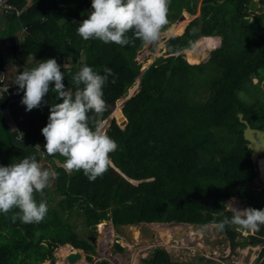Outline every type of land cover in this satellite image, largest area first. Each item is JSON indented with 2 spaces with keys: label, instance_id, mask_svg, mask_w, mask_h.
<instances>
[{
  "label": "trees",
  "instance_id": "16d2710c",
  "mask_svg": "<svg viewBox=\"0 0 264 264\" xmlns=\"http://www.w3.org/2000/svg\"><path fill=\"white\" fill-rule=\"evenodd\" d=\"M250 1L169 0L168 23L161 32L183 12L193 19L182 34L180 22L167 33L174 36L161 39L164 52L155 58L153 73L139 81L141 63H132L146 45L140 38L129 32L130 43L121 47L98 39L84 40L78 34V23L87 18L91 0H32L17 18L5 17L2 41L12 37L21 25L26 26L27 34L19 50L11 47V57L6 56L8 49L0 50V70L18 57L22 61L27 57L37 61L55 58L59 65H66L61 67L65 73L62 83L71 89L72 75L81 65L87 64L101 74L105 66L112 69L113 75L103 87L106 110L101 114L90 112V124L100 125L110 115L109 106L138 86L121 108L126 124L120 127L112 118L105 129L117 144L109 154L112 167L89 180L82 171L56 165L58 176L53 190L63 191V210L50 209L38 223L13 222L15 210L0 214V264H41L51 257L52 248L65 243L93 255L91 241L70 223L69 211L73 208L92 227L105 220H111L114 227L222 224L225 217L232 216L225 203L233 197L243 205L238 204L240 207L264 208V188L258 191L253 186L256 164L251 162V151L242 136L244 125L237 118L241 113L251 128L264 131V98L252 106L238 96L252 88V75L264 81V12H249ZM9 2L18 8L26 4V0ZM258 3L263 6L264 0ZM200 36L220 37L221 46L209 52L205 63L191 65L194 62L188 59V52ZM51 88L50 83L49 93L43 98L49 103L55 100ZM198 89L207 90L205 99L194 98ZM10 91L17 92V86ZM22 95V91L11 96L5 92L0 97V132L6 134L0 141V165L24 156H35L39 161V152L44 150L41 129L47 122L48 107L34 108L28 111L30 120L21 119L17 110ZM10 116L16 124L14 131L4 122ZM43 156L64 161L59 154ZM258 167L264 173L263 159ZM125 178L139 183L132 185ZM55 228H64L65 232L56 235ZM237 235L232 223L225 225L232 248L256 246L264 243V226L240 241H236ZM69 244L56 249L57 257L64 259L72 252ZM86 259L91 260L90 256ZM56 264L64 263L58 259ZM76 264L89 263L82 257ZM142 264L192 263L172 262L164 250L156 249Z\"/></svg>",
  "mask_w": 264,
  "mask_h": 264
},
{
  "label": "clouds",
  "instance_id": "9594fccd",
  "mask_svg": "<svg viewBox=\"0 0 264 264\" xmlns=\"http://www.w3.org/2000/svg\"><path fill=\"white\" fill-rule=\"evenodd\" d=\"M30 4V1L26 0L22 11ZM168 5L169 0H91L90 10L86 12L87 18L78 23L77 32L84 40L98 39L105 44L115 43L121 47L130 43L127 33L131 32L140 38L144 44L148 45L158 40L162 27L168 23ZM7 16L0 14V18L5 19ZM23 26L21 25L20 29ZM18 31L19 29L8 39L12 41ZM204 37H216L218 39L217 46L215 44L213 49L221 46L220 37L200 36L198 39ZM198 39L195 40L194 44ZM11 47L15 48L13 43L11 46H3L4 49H8L6 56L11 54ZM33 61V67L17 71L15 85L18 93L23 92L20 103L25 107V111H30L41 105H47L48 107L47 122L41 129V135L46 143L44 144V150L41 152L49 156L61 155L64 157V161L63 163L59 161L61 165L57 166H61L68 171H82L89 180H94L111 165L112 161L109 154L117 149L115 140L106 134L101 127L105 120L100 125L98 123L90 124L89 117L90 112L101 114L106 110L103 87L108 82L109 76L113 75L112 69L105 66L103 74H101L87 64L81 65L78 71L72 75L73 88L70 89L62 83L65 79V73L61 71V65L57 63L55 58L40 61L33 59ZM253 77L254 75L251 76L252 81H257ZM50 83L52 84L51 91L55 93V100L51 103L43 99L49 93ZM11 88L14 87L9 89ZM17 92L10 91L8 95H16ZM4 111L7 112V109ZM112 118H115L114 115L109 120L111 121ZM18 133L21 135L20 132ZM260 159L264 160V157L261 156ZM259 160L255 163L256 176L261 174L258 167ZM114 171L118 173L116 169ZM57 176L58 173L55 170L43 167L35 156H24L23 158L14 159L8 165H0V214L15 210L11 216L13 222L17 219L24 223L42 221L48 212L49 206L45 199L37 200L34 194L40 193L43 197V190L49 187L50 182ZM122 177L124 178L123 175ZM231 199L225 203V206L232 212V216L230 218L225 217L222 225L232 223L240 226L243 230L253 232L259 231L261 226H264V208L240 207L235 202L234 197ZM103 222L111 223V220L101 221L95 224L92 229L99 227ZM142 224L145 223L139 225ZM156 224L171 225L167 223ZM93 230L92 234L94 235L85 236L88 237L91 244L96 235V229ZM94 240L96 241V239ZM118 243L119 241L116 239L114 244ZM68 244H57L55 248H61ZM114 244L111 246L113 247ZM70 247H72V252L76 250L72 245ZM96 247L98 246L96 245ZM82 252L83 259L87 263L90 262L91 260L88 261L86 256L92 254H87L84 250ZM53 256L57 257V255L51 253V257L45 261L49 260L48 263H50ZM58 259L63 262L62 258L58 257ZM100 261L106 260L102 259L98 262ZM106 262L109 264L108 261Z\"/></svg>",
  "mask_w": 264,
  "mask_h": 264
},
{
  "label": "rangeland",
  "instance_id": "374dc122",
  "mask_svg": "<svg viewBox=\"0 0 264 264\" xmlns=\"http://www.w3.org/2000/svg\"><path fill=\"white\" fill-rule=\"evenodd\" d=\"M259 9V10H258ZM258 10V11H257ZM257 13L264 12V5L259 6L257 8ZM183 15V20H179V17H175L173 20L172 25L169 29H167L164 33H162L161 37H168L172 36L173 34H168V31L171 30V28L176 23H183V28L181 30V34L183 33V30L187 23H189L193 17L187 16L185 12L181 13ZM161 37L158 38L156 43V48L154 51L145 53V59L143 60V56L139 55L136 58L141 63V68L144 64L150 63V60L157 58L158 56L162 55V52L164 50L160 49L162 45ZM9 39L6 38L2 42H0V47H3L5 45V42ZM218 43V39L216 37H204L200 38L196 41V43L193 45V47L188 52V59L191 60V56L194 52V50L197 47H200L202 45H208L212 47L215 46L216 43ZM217 46V44H216ZM208 50L206 49L203 51L201 56L197 58L198 63H205L208 59ZM185 60L188 62V59L186 55L184 54ZM11 57V55H9ZM189 63V62H188ZM190 64V63H189ZM64 64H61V67H63ZM195 65V64H191ZM34 66L33 59H26L24 61L19 60L18 58L14 59L11 64L8 65L7 69V83L10 84L11 87L15 86V76L17 71H22L26 68H31ZM66 67V65H64ZM263 70L259 72L261 74ZM255 80H257V77H253ZM259 81H251L252 88L249 90V92H240L238 94L239 98L246 101L247 103L251 104L252 106L255 105V102L259 101V99L264 98V81L260 84ZM259 86V88H258ZM257 87V88H255ZM132 89L128 90V95H131ZM260 89V91H258ZM207 93L206 89H198L196 92V95L194 96L197 100H203L205 99V94ZM204 97V98H203ZM117 101L116 104H119ZM18 107V113L19 117L21 119L30 120V113L28 111H24V106L19 102ZM3 116L4 114H7L6 111H2ZM5 117V116H4ZM7 120L4 121L8 128L11 131H14L16 128V124L14 120H12L11 116L10 118L7 117ZM117 124L120 127H123V124L117 120ZM110 121V120H109ZM107 121V122H109ZM109 123L102 128L104 131L108 127ZM6 138V134L4 132H0V141ZM2 152V151H1ZM39 162L43 167L51 168L54 170V167L56 165H61V162L51 159V158H44L43 153L39 152ZM53 182H55V179L50 182L49 187L43 190V197H41L40 193H35V197L37 200L43 198L47 201V204L49 206L48 211L51 209L52 211H61L65 208V204H62L63 201H65V196L63 195V191H53V188L55 189ZM132 185H137L139 183L138 180H129L128 181ZM253 186L258 191H260L261 188H264V173L256 176L253 179ZM228 201V200H227ZM226 201V202H227ZM237 204H240L237 200H235ZM225 209L228 210L227 206H225ZM67 211V210H66ZM71 214L70 223L74 224L76 231L81 236L90 235L89 233H93V229L95 230V236L93 239H96L97 246L99 239L106 237L109 235L110 237V243L112 239V243L108 245V249L101 248V251H98V247L94 248L95 253L91 255V261L88 262L89 264H95L99 260H106L109 262V264H142L143 259H148L152 256V253L154 250H164L165 253L168 255L169 259L172 262L175 263H192V264H264V254L261 256L260 253L264 249V243H261L256 246H250L247 245L245 247H235L232 248L230 246V243L226 239L225 233L217 231L216 227L211 225H205V226H194L191 225L188 227L187 225H168V227L165 226H152V225H137L133 227H114L110 222H103L102 223V229L100 230L99 227H95L92 229V225H89L88 222L83 219V216L80 215L74 208L69 211ZM66 215L63 216L62 222L65 221ZM179 226V227H178ZM107 227V228H104ZM173 227V228H172ZM166 228V229H165ZM190 228V229H189ZM232 228H235V230L239 233L235 237L236 241H240L243 238L247 237L248 235H251L253 231L243 230L240 226L232 224ZM92 229V230H91ZM105 229V230H104ZM110 230V231H109ZM239 230V231H238ZM63 231L65 232L64 228L57 229L55 228L53 232L57 234H63ZM99 231V233H98ZM160 231H167L173 234V240L169 242V240H166V237H163V235H160ZM174 231V232H173ZM189 231H193L195 234L191 237H185V233H188ZM243 233V234H242ZM184 234V235H183ZM184 236V237H183ZM181 238H184L182 242H178ZM119 241L118 244H114L115 240ZM112 244L113 247L111 246ZM201 246H200V245ZM116 245H118L122 250H118ZM52 248L53 255H56V249ZM59 250V249H58ZM106 251V253L104 252ZM86 261V260H85ZM48 261H45L42 264H50ZM87 262V261H86ZM56 264V262L52 263Z\"/></svg>",
  "mask_w": 264,
  "mask_h": 264
},
{
  "label": "water",
  "instance_id": "95a60500",
  "mask_svg": "<svg viewBox=\"0 0 264 264\" xmlns=\"http://www.w3.org/2000/svg\"><path fill=\"white\" fill-rule=\"evenodd\" d=\"M257 0H251L248 5V11L254 12L256 8H258ZM183 19V15L179 17V20ZM156 43L153 42L151 44L145 45L138 53L137 56L141 55L143 56V59H145V53L146 51H150V49L153 47V45ZM140 63V61L135 58V60L132 63V66H135L136 64ZM156 66V60L152 59L150 60V63L146 65V67L140 69V73L138 75V81L140 79L147 78L149 75H151L155 69ZM137 81V83H138ZM137 84L134 86V89L131 93V95H128L127 97L121 96L119 104H112L109 106L110 115L108 118L104 121L103 124H101V127L104 128L106 124H108L109 119L111 116L114 115L115 118H117L118 121H120L123 126L126 124V119L122 115L121 108L123 106L124 101H126L129 97L133 96L136 92ZM117 107H119L120 111H116ZM237 118L241 124L244 125V129L242 131V136L244 141L246 142V148L251 151L250 159L252 163H256L257 160L261 158V156L264 154V131L256 128H251L250 125L246 120L243 119V116L241 113L237 114ZM255 171H257V168H255ZM217 229V231H221L225 233V225L222 224H216L214 225ZM92 245L96 247V241L92 240ZM83 257L82 250L76 249L74 252H71L68 254L64 259V264H76L81 258ZM58 260V257H52L50 259V263L55 262Z\"/></svg>",
  "mask_w": 264,
  "mask_h": 264
},
{
  "label": "built area",
  "instance_id": "2783aa9c",
  "mask_svg": "<svg viewBox=\"0 0 264 264\" xmlns=\"http://www.w3.org/2000/svg\"><path fill=\"white\" fill-rule=\"evenodd\" d=\"M21 12H22V8L20 9V8H17L11 5L8 2V0H0V13H3V15H14L15 17H18L21 14ZM25 34H26V27L23 26L21 27V29H19V31L13 37L12 41L8 40L5 42V46H11V44L13 43L16 51L19 50ZM9 55L12 56V53ZM15 57H12V58H15ZM8 65H9L8 63L4 64L3 68L0 70V97L2 96L4 92H7L8 94V89L11 87L10 84H8L6 81ZM11 101H13V99Z\"/></svg>",
  "mask_w": 264,
  "mask_h": 264
},
{
  "label": "bare ground",
  "instance_id": "6f19581e",
  "mask_svg": "<svg viewBox=\"0 0 264 264\" xmlns=\"http://www.w3.org/2000/svg\"><path fill=\"white\" fill-rule=\"evenodd\" d=\"M208 50V52L209 51H211V49H212V47H210V46H208V45H202V46H200V47H197L195 50H194V52H193V54H192V56H191V61H193L194 62V64H197L198 63V60H197V58L199 57V56H201V54L203 53V51H205V50ZM165 226V227H168V225H166V224H156V223H154V224H152V226H158V227H160V226ZM175 225V224H174ZM188 227H190L189 225H187ZM179 227V226H178ZM104 228H107V227H104ZM173 228V227H172ZM99 229H101V228H99ZM166 229V228H165ZM190 229V228H189ZM105 230V229H104ZM174 232V231H173ZM159 234L160 235H163V237H166V240L168 241L169 240V242L170 241H172L173 240V234L172 233H170V232H167V231H165V232H163V231H160L159 232ZM194 232L193 231H189L188 233H185V237H193L194 236ZM184 235V234H183ZM184 237V236H183ZM184 240V238H181L180 240H178V242H182ZM110 244V237H109V235H107L106 237H103V238H101V239H99V242H98V251H100L101 250V248H104V249H108V245ZM200 245V244H199ZM201 246V245H200ZM105 253H106V251H104Z\"/></svg>",
  "mask_w": 264,
  "mask_h": 264
},
{
  "label": "crops",
  "instance_id": "0c3cea01",
  "mask_svg": "<svg viewBox=\"0 0 264 264\" xmlns=\"http://www.w3.org/2000/svg\"><path fill=\"white\" fill-rule=\"evenodd\" d=\"M28 1H30V3H31V1L32 0H28ZM6 25H7V23H6V20L4 19V18H0V33H2L3 32V30L5 29V27H6ZM17 29H20V27H18ZM17 29H15L13 32H12V35L17 31ZM165 32V31H164ZM164 32H161L160 33V36H159V38L161 37V35H162V33H164ZM11 37V36H10ZM165 37V36H164ZM161 38H163V37H161ZM0 42H2V40L0 39ZM152 49V48H151ZM150 49V50H151ZM0 50L2 51V50H5L3 47H0ZM150 52V51H149ZM34 59L33 57H27L26 59L28 60V59ZM25 59V60H26ZM35 60V59H34ZM35 61H37V60H35ZM257 81H259V79L257 78ZM109 126V125H108ZM240 203V202H239ZM241 204V203H240ZM242 205V204H241ZM243 206V205H242ZM229 210V209H228ZM152 224H154V223H145V224H142V225H152ZM181 225H187V224H181ZM189 226H191V225H189ZM122 228L123 227H126V226H121ZM128 227H133V226H128ZM239 231V230H238ZM241 233V231H239V234ZM243 234V233H242ZM101 251V250H100Z\"/></svg>",
  "mask_w": 264,
  "mask_h": 264
}]
</instances>
